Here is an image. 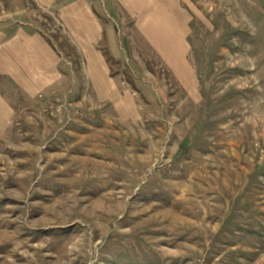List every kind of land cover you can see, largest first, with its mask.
Listing matches in <instances>:
<instances>
[{
    "label": "rangeland",
    "instance_id": "rangeland-1",
    "mask_svg": "<svg viewBox=\"0 0 264 264\" xmlns=\"http://www.w3.org/2000/svg\"><path fill=\"white\" fill-rule=\"evenodd\" d=\"M83 2L102 97L63 14ZM2 25L64 75L5 90L0 264H264V0H0Z\"/></svg>",
    "mask_w": 264,
    "mask_h": 264
},
{
    "label": "crops",
    "instance_id": "crops-1",
    "mask_svg": "<svg viewBox=\"0 0 264 264\" xmlns=\"http://www.w3.org/2000/svg\"><path fill=\"white\" fill-rule=\"evenodd\" d=\"M35 1L49 7L53 0ZM63 14L67 17L69 36L88 66L86 71L97 90L96 94L100 97L108 95L115 87L104 57L96 46L103 39L102 27L84 2L77 7L69 6ZM2 26H0V134L9 126L8 121L11 119L12 107L5 96L7 90L17 93L19 91L27 97L38 94L51 95L56 91V82L58 83L61 75H64L58 71L60 58L43 34L25 29L24 26H16L10 30H7L5 25Z\"/></svg>",
    "mask_w": 264,
    "mask_h": 264
}]
</instances>
